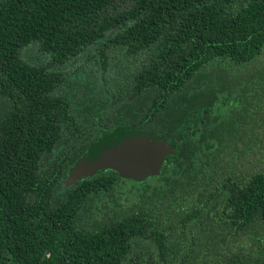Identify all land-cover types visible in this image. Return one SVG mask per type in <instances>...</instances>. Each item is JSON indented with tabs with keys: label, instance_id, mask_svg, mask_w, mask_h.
<instances>
[{
	"label": "trees",
	"instance_id": "obj_1",
	"mask_svg": "<svg viewBox=\"0 0 264 264\" xmlns=\"http://www.w3.org/2000/svg\"><path fill=\"white\" fill-rule=\"evenodd\" d=\"M0 264H264V0H0Z\"/></svg>",
	"mask_w": 264,
	"mask_h": 264
},
{
	"label": "water",
	"instance_id": "obj_2",
	"mask_svg": "<svg viewBox=\"0 0 264 264\" xmlns=\"http://www.w3.org/2000/svg\"><path fill=\"white\" fill-rule=\"evenodd\" d=\"M174 148L158 136L119 130L94 144L79 162L80 177L111 170L137 182L157 176Z\"/></svg>",
	"mask_w": 264,
	"mask_h": 264
},
{
	"label": "rangeland",
	"instance_id": "obj_3",
	"mask_svg": "<svg viewBox=\"0 0 264 264\" xmlns=\"http://www.w3.org/2000/svg\"><path fill=\"white\" fill-rule=\"evenodd\" d=\"M121 200V199H120Z\"/></svg>",
	"mask_w": 264,
	"mask_h": 264
}]
</instances>
